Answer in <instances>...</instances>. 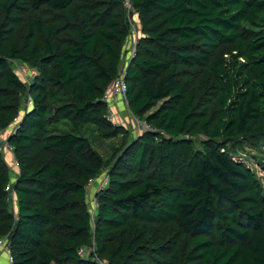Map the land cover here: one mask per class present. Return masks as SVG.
<instances>
[{
  "label": "trees",
  "instance_id": "trees-1",
  "mask_svg": "<svg viewBox=\"0 0 264 264\" xmlns=\"http://www.w3.org/2000/svg\"><path fill=\"white\" fill-rule=\"evenodd\" d=\"M131 1L126 97L157 129L134 137L104 100L127 55L124 0H0V131L13 147L0 149V238L12 264H264V184L233 154L264 138V0ZM91 128L125 134L94 218L87 186L105 166Z\"/></svg>",
  "mask_w": 264,
  "mask_h": 264
},
{
  "label": "rangeland",
  "instance_id": "rangeland-1",
  "mask_svg": "<svg viewBox=\"0 0 264 264\" xmlns=\"http://www.w3.org/2000/svg\"><path fill=\"white\" fill-rule=\"evenodd\" d=\"M134 23L138 26L139 24V18H137L136 15L133 17ZM139 32H140V26H139ZM132 35L127 38L125 46L122 49V55H126L130 45L132 43ZM14 67L18 70L23 72L25 75H27V71H29V67L24 65L21 62H14ZM121 68L127 70L128 68V61L123 60L121 62ZM111 103L108 106V109L113 111L115 113L114 121L113 123L117 125H123L128 130L129 135L134 137L138 136L142 131H139L137 127V121L136 116L134 117V114L130 111L128 103L121 99H115L114 96L111 97ZM29 104V102L27 103ZM110 121V120H109ZM112 122V121H111ZM64 130H68V126H64ZM89 133L91 139L93 140L94 147L101 153L104 159V169L96 175L87 186V206L89 208V211L92 215V218H94V215L96 214L97 209V199L96 194L104 188V185L107 183L108 180V165L110 164V160L112 155L117 151L116 149L119 148L125 138L124 135H119L112 139H95L94 132H92V128L89 129ZM5 133L0 134V144H2L5 139ZM129 136V137H130ZM130 140V138L128 139ZM198 145V144H197ZM234 157L240 161H243L247 163L251 168L254 169V171L258 174L260 177L262 183L264 184V138L258 142V144H245L244 146L237 148L235 151H233ZM82 254L85 256H88L90 253L95 251L94 245L91 247H84L82 248ZM95 260L97 262H104L103 260L97 258L95 256Z\"/></svg>",
  "mask_w": 264,
  "mask_h": 264
},
{
  "label": "built area",
  "instance_id": "built-area-1",
  "mask_svg": "<svg viewBox=\"0 0 264 264\" xmlns=\"http://www.w3.org/2000/svg\"><path fill=\"white\" fill-rule=\"evenodd\" d=\"M124 5L127 11V17H128V21L130 23V28H131V35H132V43L130 45V48L127 52V55L125 56V60L127 59V61L129 62L132 57H134L135 52H136V46L138 43V36H139V28L136 25V23H134L133 21V16L136 14V11L133 7L132 1L131 0H124ZM126 76V70L123 68H120L119 73L117 75V77L114 79V81L108 86L105 95H104V100L106 101L107 105L109 106L111 103V97L114 96L115 99H121L123 101H125L126 103H128L127 97H126V93H127V82L125 79ZM114 117H115V113L113 111H111L110 109H108L107 112V119L110 121H114ZM135 117V116H134ZM136 121H137V127L139 129V131H144V130H151V131H156L157 129L150 125L149 123H147L146 121L139 119L137 117ZM4 131H0V134L3 133ZM161 133H164V131H161ZM3 143L0 145V149L4 152L10 153L13 155V147L12 145L9 143V141L5 138L4 141H2ZM13 162L15 163V165H18V162L14 159L13 157ZM83 249H80V253L82 254ZM5 257V262L4 263H0V264H12L14 261L13 255L11 253V250L9 248L8 242L6 237L0 238V255H2ZM100 264H105L104 262H100Z\"/></svg>",
  "mask_w": 264,
  "mask_h": 264
}]
</instances>
